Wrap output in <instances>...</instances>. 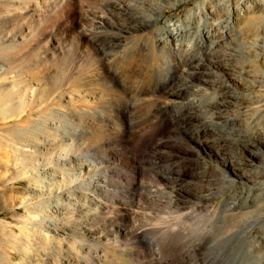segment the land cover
<instances>
[{
  "label": "rangeland",
  "instance_id": "obj_1",
  "mask_svg": "<svg viewBox=\"0 0 264 264\" xmlns=\"http://www.w3.org/2000/svg\"><path fill=\"white\" fill-rule=\"evenodd\" d=\"M25 1L27 2V4ZM32 1L33 0H0V11L4 13L3 14L0 12V44H2L3 46H20V44H27L24 45L25 47H27V49L24 47V50H21V55L16 56L18 58L14 56L15 59H12L13 56L11 55L0 57V65L3 60L1 66L4 67L3 69L8 68L10 71V73H8L6 77H16L19 72H23V70L24 72H27V70L31 68L33 69H31L32 71L35 70L34 72H37L39 71L37 68L40 67L41 72L39 71L37 73H41L45 79L42 78V81L40 80L41 82L37 84L38 86H40L41 83L43 84H41V86H43L44 92H42V96L44 98H46V96H52L48 98V102H54L56 101L57 97L65 96L71 98L69 99L70 101L76 104L79 103V106L86 102V105L89 104L94 108L92 111L89 110V112L86 114L79 113L71 117L63 115L62 117H58L57 120L56 118H53L54 121L51 120V122L53 124L57 123L60 125V128L58 130L45 129L43 128V126L36 127V125L32 121L33 119H31L29 123L23 125L24 127L22 126V129L20 127L21 130L19 129V127L12 128V122L20 120L22 118L21 114L19 113L20 116L19 114H13L9 116H2L0 114V132L2 133H0V203H2L0 204V264H40L41 260L52 259L53 254L49 250H44L39 240V236L30 229L31 226H34L35 224L33 220L34 216L36 217L40 214V212H34L33 208V205L38 201H43L42 199L35 200L34 194L38 193L40 191V188H37L38 183H32L28 181L24 178L23 174L30 167V164H35L38 161L39 164L43 162V153L48 150L56 153L59 151L61 146L62 148H79L81 154L89 155L90 153H92L93 156L91 157V163H99L98 165L100 168L96 170L95 175L104 176V179L99 182V185L102 187V189H97L98 196L96 198L91 195V197L102 204L101 206L103 210L98 209L96 213V216L98 218L96 219V223L98 222V224L94 223L95 225H98L99 228H102L103 226H112L117 228L120 226L119 228H124L125 232L128 230H136L135 228H137L138 230L140 229V225L142 228L145 224H148V222L152 224V222H155L154 220H156L157 222H161L163 220H173L171 218H176L174 217L176 213H173L175 211L181 212L183 211V209L198 210L204 207H218L221 204L226 206H234L235 208L241 210H244V208L264 210V161H260V164L255 168L257 174H253V179H235V182L229 184L227 183L226 179L229 178L228 176L230 174L225 171L224 167L220 165L219 160V158H225L229 152L236 150V148L239 149L240 147H242L241 144L249 139L264 138V0H224V2L223 0H174L171 1V6L163 5L161 7L160 16L155 20L154 23H152L145 29L136 32H127L122 30L119 25L124 26L126 23L125 19L123 17L118 18V16L114 14H111V16L110 14H106L107 7L105 8L107 2L114 1L116 3H120L121 1L122 3H124L126 1L125 4L133 7V0H128V2H130L132 5H129L127 0H119L118 2L116 0H90L91 2L89 0H78V3H76L82 9H87V7L89 6L87 9L89 12L95 10H102L101 12L103 13L106 12L105 14H103V17H105L103 18V20H105L106 23H100L101 26L99 25V28H96L98 27V24H94L93 27L96 28V31L95 29H89L90 32L88 33L87 37L88 41L83 44L82 48L74 47L77 45L76 39L74 38L76 36L78 28L73 23L72 16H70L68 13L70 6H68L66 2L67 0ZM94 2L95 4H97L95 5ZM225 3L227 6L225 5ZM90 5H94L96 9ZM22 6H24L25 8H21ZM34 6L35 8H33ZM225 7H228L230 9V18L226 15ZM196 8H200L204 11L207 9H212L221 12L222 15L225 13L218 20L219 25L217 27H219V31H222V36L220 40L218 39L219 41L216 40L217 34H214V31H210L208 33V37H210L209 41L206 42L204 46L201 44V39L197 36V34L194 32V29L192 28L197 25L200 29H208L209 25L213 22L208 24V22L204 21L203 19H199L197 15L198 12L197 10H195ZM16 11L17 13L14 14V12ZM62 11L64 13H62ZM12 12L14 15L12 14ZM31 12H34L33 15ZM40 13H43V15H40ZM250 14L251 16H253L254 20L252 32H248L245 27V18H247L248 15L250 16ZM38 15L40 17H37ZM44 15L47 17H45ZM2 16L4 17V19ZM148 17L149 13L139 15L140 20H146ZM45 18L47 19V21ZM181 20L184 21L182 30L186 31L183 33L182 37L184 41L186 40L185 43L189 44V49L187 51L188 57H186L185 59L191 58L190 60H193V62L205 61V57L203 56V49L205 47H209L212 48V51H219L218 54L220 55V59L223 62L227 64H234L235 62L239 63L243 68V72L238 75L239 77L237 76V83H235V85H233L232 87L233 89H231L232 91L237 93L240 98L243 99L245 104H242L240 102L241 104L237 103L234 106L220 109L215 113L216 116L214 114L211 115L204 109L203 106L205 102L210 101L211 99L213 100V98H215V96L217 95L218 90L215 88V86L211 88L210 84H203L205 93H198L194 91H191L192 93H189V89H187V86L190 85V80L187 78L188 76L185 73H177L175 75H171V70L170 68H168L171 67L169 66L171 62L170 57L163 49L156 46L155 41L160 38L161 32L164 31V25L175 26L177 25L176 22H179ZM197 20L200 21L198 22ZM50 21H52L53 24ZM12 23H14V25H17V27L11 28ZM27 24L31 25L27 26ZM49 24H52L53 26H49ZM232 24L236 25L234 26ZM52 27L53 30H51ZM97 30L99 32H97ZM9 31L13 33L8 35V33H10ZM26 31H31V33L27 35ZM20 32L24 35L26 34V38L24 37L25 39H21L24 35H20ZM100 32H103L102 35ZM6 33L9 37L7 40ZM99 33L101 36L99 35ZM30 34H32V37L30 36ZM94 34L95 36L97 34V36H92ZM14 36L17 37L13 39ZM56 36L58 38H56ZM47 37H51V41L49 42V44L47 43ZM189 38L193 41V43H191V40ZM229 38H231L232 40H230ZM244 39H246L245 42ZM247 39H251L253 42H255L256 45H254V47H252L253 45L250 46L247 43ZM57 41H59L60 43H57ZM44 43L48 44V49L51 47L55 51L46 50L47 47L46 49L44 48ZM224 44L226 47L223 46ZM84 45H87L86 48ZM238 45L240 47L248 46L251 47V49L254 48L252 49L253 52L250 55H243V57H240V53L236 52V47ZM0 47L2 46L0 45ZM228 47L230 48L228 49ZM234 49L235 51H233ZM226 51L229 52L232 56L230 54L228 55ZM86 52L91 53L86 54ZM223 52H225V54ZM27 53L28 57H26ZM30 53L35 55L32 56L30 55ZM83 53L86 54L85 57L82 56ZM22 54L26 55L23 56ZM233 54L235 55V57ZM39 56L41 58H39ZM6 57H8L9 60L8 58L6 60ZM23 57L25 59H23ZM37 57L41 60V62L36 59ZM34 59L35 61H33ZM180 59L181 60H179V62L177 61L176 63H174L175 66L182 65V63L184 62V58ZM241 59L243 60V62ZM14 60L15 62H13ZM110 60L112 62H110ZM229 60L231 62H229ZM43 61H46L45 64L43 63ZM82 63L84 64L81 65ZM104 63L107 66H105ZM52 64L53 66H51ZM99 65L102 66L100 67ZM35 67L37 70L35 69ZM102 67L105 68L102 69ZM182 67L184 68V66H181V68ZM43 69L45 70V72H43ZM95 69H99L100 71L106 69L104 77L100 78L98 77L99 75L91 77V79H93L94 81L92 80V82L86 86V84L83 82L84 75L87 76L89 72L91 73H89L90 76L94 73L95 75H97V73L100 71ZM155 70L160 71L159 74L162 77L159 76L158 79H152L151 74ZM42 72L46 75L44 76ZM63 72H66V74H63ZM179 75L180 78H178ZM48 77L50 80L48 79ZM71 79L75 82L73 81V83ZM79 79L83 83H81ZM57 81L60 82L59 84H61V87L60 89L55 90L58 83ZM65 82L66 84H64ZM104 82L106 84H104ZM17 83L18 86L21 85L19 82ZM62 83L64 86L62 85ZM80 83L83 84L85 88H87V93L83 95L82 93H75L77 95L72 96L75 89L83 87ZM74 84L77 86L75 87ZM88 87L92 89V93ZM16 89H18L17 91H19L18 87H16ZM186 89L188 92L186 91ZM88 91H90V96L88 94ZM174 91L182 92V99L175 100L172 103L167 102L164 96L165 93ZM65 92L66 95H64ZM56 94L59 95L57 96ZM199 94H202L201 97ZM206 94H209L211 96L207 95L206 97ZM78 97H80V99ZM17 100H15V102H17ZM91 100L94 101L92 102ZM198 101H200L201 103H199ZM144 118H149L148 120L151 125L149 124L148 127H143L141 125V120ZM31 137H38L39 139H43L38 141V149H40V151L37 150V154L32 152L28 153L25 151L27 149H35L29 141ZM138 137L141 138V142L143 143L144 148L139 149L138 146L136 148H129V145L132 147L136 146L135 144L137 143L135 142L136 138ZM196 138L202 141L200 142L203 143L202 146H199L197 144ZM220 150L223 153H221ZM22 151L25 152L23 153ZM215 152H217L219 156L215 157ZM167 169L180 171V175L178 176V178H176L177 180L175 182L164 178V176H167ZM90 176L92 175H88V177ZM60 178H64L70 183V179H72V176ZM60 178L58 177L57 179L56 177L55 181H52L51 183L49 182V184H51L52 186L57 185V183H59V180H61ZM73 185L74 183H72V186ZM121 194L124 195L122 196ZM173 204L175 205L172 206ZM184 204L186 205V207ZM87 205L88 203H86V206ZM52 206L54 207L53 204L48 205L49 208L53 209ZM191 206L193 207L191 208ZM172 209L175 211H173ZM160 210L162 211L160 212ZM136 212L139 213L138 216ZM150 212L152 214H149L148 216V213ZM162 212L165 214V216L164 214H162ZM143 213H145V215L147 214L148 217ZM166 213L172 214H168L169 216L167 215L166 217ZM104 215L107 216L105 217ZM62 217L64 218V215ZM72 218L73 217H71L70 220ZM198 219L200 218H196L195 220L192 219L191 222H198ZM111 221H113L115 224H113V222ZM135 222L137 223V225ZM258 225L259 226L257 227L264 233V225H262V223H259ZM215 229L210 230L211 232L209 231L208 235L209 240H211L213 244L215 243L213 249V253L216 251V254L214 256L216 259L215 264L246 263L250 257L248 255V244L245 238L242 235H229L228 228H226L228 229L227 231L225 228ZM213 231L214 233L216 232L215 235H213ZM128 242L132 243V240H128ZM134 243L137 242L134 240ZM129 250L130 252L134 251L132 245H125L124 247L114 246L105 248L101 253L98 264H135V261L133 259H130V256L128 255L130 253ZM226 251H228V253ZM242 251L243 253H241Z\"/></svg>",
  "mask_w": 264,
  "mask_h": 264
},
{
  "label": "bare ground",
  "instance_id": "obj_2",
  "mask_svg": "<svg viewBox=\"0 0 264 264\" xmlns=\"http://www.w3.org/2000/svg\"><path fill=\"white\" fill-rule=\"evenodd\" d=\"M30 1V0H29ZM34 1V0H33ZM32 1V2H33ZM55 1V0H54ZM90 1V0H89ZM88 1V2H89ZM94 1V0H92ZM114 1V0H113ZM117 2L119 0H116ZM124 1V0H123ZM131 1V0H130ZM171 1L174 0H133L132 4L133 7L128 6L127 4L122 3H116L114 2H107L105 5V8L107 7V13L106 14H114L117 15L118 18L123 17L126 21L124 26H120L122 30L127 32H136L141 31L145 29L146 27L150 26L152 23L155 22L156 19L160 16V9L163 5L171 6ZM179 1V0H178ZM183 1V0H182ZM26 2V1H25ZM42 2V1H41ZM48 2V1H47ZM68 6H70V9L68 11L69 15L72 16V21L76 25L77 32L74 39H76V46L77 48H82L83 44L88 41V33L90 32L89 29H95L99 28L100 23L105 22L103 20V12L99 11H92L89 12L87 9H82L77 3L78 0H67L66 1ZM77 2V3H76ZM91 2V1H90ZM106 2V1H105ZM128 2V0H127ZM224 2V0H223ZM15 3V1H14ZM19 3V2H18ZM17 3V4H18ZM44 3V2H43ZM61 3V2H60ZM64 3V2H63ZM62 3V4H63ZM83 3V2H82ZM93 3V2H92ZM103 3V2H102ZM174 3V2H173ZM207 3V2H206ZM27 4V2H26ZM29 4V3H28ZM54 4V3H53ZM84 4V3H83ZM89 4V3H88ZM87 4V5H88ZM91 4V3H90ZM95 4V2H94ZM97 4V3H96ZM95 4V5H96ZM105 4V3H104ZM130 5L131 3L128 2ZM131 4V5H132ZM228 4V3H227ZM34 5V4H32ZM40 5V4H39ZM42 5V4H41ZM58 5V4H57ZM56 5V6H57ZM86 5V6H87ZM103 5V4H102ZM176 5V4H175ZM195 5V4H194ZM198 5V4H197ZM226 5V3H225ZM224 5V6H225ZM38 6V4H37ZM36 6V7H37ZM43 6V5H42ZM83 6V5H82ZM92 6V5H90ZM173 6V5H172ZM227 6V5H226ZM2 7V4H1ZM17 7V6H16ZM22 6L21 8H23ZM93 8L94 5L92 6ZM197 7V6H196ZM199 7V6H198ZM207 7V6H206ZM211 7V6H208ZM19 8V7H18ZM25 8V7H24ZM23 8V9H24ZM35 8V6L33 7ZM48 8V7H47ZM60 8V7H59ZM62 8V7H61ZM165 8V7H164ZM224 8V7H222ZM1 9V8H0ZM4 9V8H3ZM17 9V8H16ZM30 9V8H29ZM38 9V8H36ZM64 9V8H63ZM68 9V7H67ZM91 9V8H90ZM96 9V8H95ZM100 9V8H99ZM5 10V9H4ZM10 10V9H9ZM7 10V11H9ZM12 10V9H11ZM35 10V9H34ZM61 10V9H58ZM66 10V9H65ZM94 10V9H92ZM104 10V9H103ZM198 12L199 19H203L204 21L209 23H212L209 25L208 29H200L197 25H195L192 29H194V32L197 34V36L201 39V44L204 46L206 42L209 41L208 33L210 31H214V34L216 35V40H220L222 36V31H219V27H217L219 24V19L225 14H221L219 11H215L212 9L202 10L200 8H196ZM230 9L228 7H225L226 15L229 16ZM26 11V10H24ZM32 11V10H31ZM37 11V10H36ZM55 11V10H54ZM1 12V11H0ZM45 12V11H44ZM3 13V12H1ZM14 12V14H16ZM30 13V12H29ZM32 13V12H31ZM34 13V12H33ZM32 13V15H33ZM38 13V12H36ZM61 13V12H60ZM62 13H64L62 11ZM149 13V17L145 20H140L139 15ZM4 14V13H3ZM2 14V15H3ZM9 14V13H8ZM13 14V12H12ZM13 14V15H14ZM43 15V13H40V15ZM46 14V13H45ZM67 14V13H65ZM6 15V14H5ZM10 15V14H9ZM19 15V14H18ZM35 15V14H34ZM45 16V15H44ZM55 16V15H54ZM66 16V15H64ZM3 17V16H2ZM22 17V16H21ZM37 17H40L39 15ZM47 17V16H45ZM143 17V16H142ZM17 18V17H16ZM23 18V17H22ZM28 18V16H27ZM43 18V17H42ZM41 18V19H42ZM51 18V17H50ZM65 18V17H64ZM107 18V17H106ZM114 18V17H113ZM144 18V17H143ZM183 18V17H182ZM4 19V17H3ZM2 19V20H3ZM6 19V18H5ZM26 19V18H25ZM32 19V18H31ZM37 19V18H36ZM39 19V18H38ZM46 19V18H45ZM196 19V18H195ZM245 27L248 32H252V28L254 26V20L253 16L248 15L247 18H245ZM15 20V19H14ZM35 20V19H34ZM117 20V19H116ZM16 21V20H15ZM20 21V20H19ZM30 21V20H29ZM28 21V22H29ZM37 21V20H36ZM45 21V20H44ZM47 21V19H46ZM107 21V20H106ZM110 21V20H109ZM196 21V20H195ZM198 21V20H197ZM200 21V20H199ZM198 21V22H199ZM9 22V20H8ZM42 22V21H41ZM52 23V21H50ZM49 22V23H50ZM71 22V21H70ZM108 22V21H107ZM119 22V19H118ZM124 22V21H123ZM3 23V22H2ZM22 23V22H20ZM45 23V22H44ZM106 23V22H105ZM221 23V22H220ZM5 24V23H4ZM24 24V22H23ZM43 24V23H41ZM48 24V23H46ZM53 24V23H52ZM52 24H49L51 26ZM94 24H98V27H93ZM157 24V23H156ZM177 25H164V31L161 32L160 38L156 40V46L163 49L166 54L170 57V68L171 75H175L177 73H185L190 80V85L187 86V89H189V93L191 91L194 92H202L205 93V90L203 88V84H210L211 88L215 86V88L218 90L217 95L213 100L205 102L204 109L209 112L211 115H215L216 112H218L222 108H227L234 106L235 104H245L242 98L238 96L237 93L232 91L233 85H235L236 78L238 75H240L241 72H243V68L241 65L237 62H232L234 64H227L223 62L220 59V55L218 54L219 51H212V48L205 47L203 49V56L205 57V61L200 62H193V60L185 59L187 56V51L189 49V44L185 43L183 39V33L186 32L182 30V25L184 24V21L176 22ZM226 24V23H225ZM10 25V24H9ZM31 24H27L29 26ZM236 25V24H232ZM26 26V25H25ZM26 26V27H27ZM37 26V25H36ZM42 26V25H41ZM48 26V25H47ZM53 26V25H52ZM55 26V25H54ZM110 26V25H107ZM114 26V25H113ZM2 27V26H1ZM7 27V26H5ZM17 25H14L12 23L11 28H15ZM24 27V26H23ZM44 27V26H43ZM69 27V26H68ZM93 27V28H89ZM205 27V26H204ZM41 28V27H40ZM106 28V27H105ZM115 28V27H114ZM20 29V28H19ZM27 29V28H26ZM35 29V28H34ZM33 29V30H34ZM43 29V28H42ZM41 29V30H42ZM101 29V28H100ZM118 29V28H117ZM234 29V28H233ZM8 30V29H7ZM36 30V29H35ZM40 30V29H39ZM53 30V27L51 28ZM64 30V29H63ZM103 30V29H102ZM113 30V29H112ZM115 30V29H114ZM187 30V29H186ZM18 31V30H17ZM50 31V30H49ZM57 31V29H56ZM66 31V30H65ZM93 31V30H92ZM106 31V29H105ZM104 31V32H105ZM2 32V31H1ZM9 34H12L11 31H9ZM27 32V31H26ZM37 32V31H35ZM41 32V31H40ZM47 32V31H46ZM55 32V31H54ZM67 32V31H66ZM65 32V33H66ZM94 32V31H93ZM97 32H99L97 30ZM96 32V33H97ZM189 32V31H188ZM187 32V33H188ZM31 33V31L27 32V35ZM101 33V32H100ZM99 33V35H100ZM103 33V32H102ZM101 33V35H102ZM144 33V32H143ZM238 33V32H237ZM37 34V33H36ZM41 34V33H40ZM48 34V33H47ZM92 34V33H91ZM20 35H24L20 32ZM32 34H30L31 36ZM35 35V34H34ZM56 35V34H54ZM100 35V36H101ZM104 35V34H103ZM106 35V33H105ZM138 35V34H137ZM43 36V35H41ZM47 36V35H46ZM49 36V35H48ZM53 36V35H52ZM61 36V35H60ZM65 36V35H64ZM73 36V35H72ZM71 36V37H72ZM92 36H95L92 35ZM97 36V34H96ZM95 36V37H96ZM108 36V35H107ZM114 36V35H113ZM213 36V35H212ZM238 36V35H237ZM17 37V36H16ZM15 36L13 39L16 38ZM26 34L24 36L18 37L21 39H25ZM28 37V36H27ZM32 37V36H31ZM54 37V36H53ZM52 37V38H53ZM62 37V36H61ZM91 37V36H90ZM146 37V36H145ZM149 37V36H148ZM214 37V36H213ZM9 37L6 33V40ZM48 38V37H47ZM56 38H58L56 36ZM64 38V37H63ZM180 38V39H179ZM237 38V37H236ZM245 38V37H244ZM54 39V38H53ZM92 39V38H91ZM95 39V38H94ZM97 39V38H96ZM190 39V38H189ZM193 39V38H192ZM232 40L231 38H229ZM257 39V38H256ZM57 40V39H56ZM99 40V39H98ZM128 40V39H127ZM191 40V39H190ZM213 40V39H211ZM210 40V41H211ZM218 40V41H219ZM246 39H244L245 42ZM248 40V39H247ZM251 40V39H249ZM248 40V41H249ZM26 41V40H25ZM23 41V42H25ZM31 41V40H30ZM51 41V37L48 38L47 43ZM54 41V40H53ZM94 41V40H93ZM247 43L254 47L255 42L252 40ZM22 42V41H21ZM55 42V41H54ZM59 41H57L58 43ZM91 42V41H89ZM88 42V43H89ZM96 42V40H95ZM188 42V41H187ZM190 42V41H189ZM200 42V41H199ZM230 42V41H229ZM228 42V43H229ZM28 43V42H27ZM45 44L46 50H53L51 47L48 49V44ZM60 43V42H59ZM62 43V42H61ZM68 43V42H67ZM74 43V42H73ZM191 43L193 41L191 40ZM190 43V45H191ZM215 43V42H213ZM217 43V41H216ZM232 43V42H231ZM239 43V42H238ZM26 44V43H25ZM7 45L0 47V57L11 55V56H19L21 55V50L25 47L24 45ZM29 44V43H28ZM196 44V43H195ZM211 44V43H210ZM236 44V43H235ZM242 44V43H241ZM27 45V44H26ZM40 45V44H39ZM42 45V44H41ZM89 45V44H88ZM208 45V44H207ZM227 45V44H226ZM240 45V44H239ZM237 46V53H240V57H243V55H250L253 51L251 47H240ZM246 45V44H245ZM60 46V45H59ZM65 46V45H64ZM67 46V45H66ZM85 46V45H84ZM87 46V45H86ZM85 46V48H86ZM90 46V45H89ZM92 46V45H91ZM206 46V45H205ZM209 46V45H208ZM219 46V45H218ZM224 47L225 44L223 45ZM229 46V45H228ZM242 46V45H241ZM125 47V46H124ZM211 47V45H210ZM232 47V46H231ZM27 49V47H25ZM60 48V47H59ZM64 48V47H63ZM67 48V47H66ZM92 48V47H91ZM195 48V47H194ZM230 47H228L229 49ZM235 48V46H234ZM259 48V47H258ZM32 49V48H31ZM221 49V48H219ZM223 49V48H222ZM226 49V48H225ZM24 50V49H23ZM94 50V49H93ZM192 50V49H191ZM55 51V50H53ZM59 51V49H58ZM61 51V50H60ZM86 51V50H84ZM95 51V50H94ZM190 51V50H189ZM235 51V49L233 50ZM52 52V51H51ZM77 52V51H76ZM163 52V51H161ZM227 52V51H226ZM235 52V53H236ZM36 53V52H34ZM53 53V52H52ZM57 53V52H56ZM81 53V52H80ZM91 53V52H90ZM89 52H86V54H90ZM100 53V52H99ZM225 54V52H223ZM228 55L230 54L227 52ZM255 53V52H254ZM24 54V53H23ZM22 54V55H23ZM45 54V53H44ZM51 54V53H50ZM48 54V55H50ZM61 54V53H60ZM75 54V52H74ZM84 54V53H83ZM82 56L85 57L86 54ZM26 55V54H25ZM23 55V56H25ZM30 55L34 56L30 53ZM43 55V54H42ZM77 55V54H76ZM96 55V54H95ZM98 55V54H97ZM162 55V54H161ZM190 55V54H189ZM231 55V54H230ZM234 55V54H233ZM10 56V58H11ZM57 56V55H55ZM91 56V55H90ZM178 56V57H177ZM182 56V57H181ZM222 56V54H221ZM232 56V55H231ZM229 56V57H231ZM239 56V55H238ZM12 59H15V57ZM28 57V53L27 56ZM36 57V56H35ZM50 57V56H48ZM80 57V56H78ZM75 57V58H78ZM87 57V56H86ZM191 57V56H190ZM208 57V58H207ZM228 57V56H227ZM235 57V55H234ZM8 57H6L7 60ZM18 58V57H16ZM21 58V57H20ZM30 58V57H29ZM34 58V57H33ZM39 58H41L39 56ZM43 58V57H42ZM47 58V57H45ZM52 58V57H51ZM180 58H184V62L182 65L175 66L174 63L179 60ZM225 58V57H224ZM237 58V57H236ZM246 58V57H245ZM256 58V57H255ZM2 59V58H1ZM4 59V58H3ZM23 59H25L23 57ZM41 62L38 57L36 58ZM44 59V58H43ZM81 59V58H80ZM86 59V58H84ZM102 59V58H101ZM233 59V58H231ZM252 59V58H251ZM9 60V58H8ZM18 60V59H17ZM27 60V59H26ZM31 60V59H30ZM48 60V59H47ZM55 60V59H54ZM53 60V61H54ZM79 60V59H78ZM242 60V59H241ZM240 60V61H241ZM19 61V60H18ZM28 61V60H27ZM35 61V59L33 60ZM32 61V62H33ZM60 61V60H59ZM101 61V60H100ZM99 61V62H100ZM109 61V60H108ZM238 61V62H240ZM3 62V60H2ZM1 62V65H2ZM9 62V61H8ZM12 62V61H11ZM15 62V60L13 61ZM24 62V60H23ZM46 62V61H45ZM43 61V63L45 64ZM50 62V61H49ZM52 62V60H51ZM55 62V61H54ZM110 62H112L110 60ZM229 62H231L229 60ZM243 62V60H242ZM19 63V62H18ZM29 63V62H28ZM37 63V62H36ZM42 63V64H43ZM65 63V62H64ZM85 63V62H84ZM82 63L81 65H83ZM163 63V62H162ZM169 63V62H168ZM20 64V63H19ZM27 64V63H26ZM35 64V63H34ZM40 64V63H39ZM69 64V63H68ZM87 64V62H86ZM97 64V63H96ZM105 64V63H104ZM244 64V63H243ZM242 64V65H243ZM0 65V114L2 116H9L13 114H21L22 118L18 121L12 122L11 125L12 128H18L22 129V126L29 123L31 119H33V123L36 125V127H41L45 129H56L58 130L60 128V125L57 123H52L51 120L54 121L53 118L62 117L64 116H74L79 113L86 114L89 112V110H93L94 107L90 106L89 104L86 105L85 103L79 106L78 104L70 101L69 97H57L56 101L54 102H48L49 96L44 98L42 96L43 86H38L37 83H40L43 79H45L41 73V68L38 67L37 69L39 71L34 72L31 69L27 70V72H19L16 77H6L8 73H10L8 68L3 69ZM5 65V63H4ZM3 65V66H4ZM7 65V64H6ZM9 65V64H8ZM21 65V64H20ZM80 65V66H81ZM98 65V64H97ZM109 65V64H108ZM31 66V65H30ZM37 66V65H36ZM47 66V65H46ZM50 66V65H48ZM53 66V64L51 65ZM61 66V65H60ZM79 66V68H80ZM85 66V65H84ZM100 67L102 65H99ZM105 66H107L105 64ZM114 66V65H112ZM181 66H184V68ZM245 66V65H244ZM6 67V66H5ZM21 67V66H19ZM18 67V69H19ZM33 67V66H32ZM42 67V66H41ZM44 67V66H43ZM78 67V66H77ZM82 67V66H81ZM98 67V66H97ZM96 67V68H97ZM50 68V67H49ZM54 68V67H53ZM85 68V67H84ZM105 68V67H104ZM102 67V69H104ZM21 69V68H20ZM23 69V68H22ZM36 69V67H35ZM36 69V70H37ZM107 69V67H106ZM105 69V70H106ZM12 70V69H11ZM16 70V69H15ZM14 70V71H15ZM44 70V69H43ZM42 70V71H43ZM82 70V69H81ZM93 70V69H92ZM100 71L99 69H95ZM105 70H102L95 75H88L83 77L84 83L86 86L92 82L93 79L91 77L98 76V77H104ZM187 70V72H186ZM254 70V69H253ZM52 71V70H51ZM55 71V70H54ZM77 71V70H76ZM89 71V70H88ZM91 71V70H90ZM161 71V69H160ZM160 71H153L151 74L152 79H158L160 76ZM45 72V70L43 71ZM42 72V73H43ZM48 72V71H47ZM85 72V71H84ZM96 72V71H94ZM108 72V71H107ZM119 72V71H118ZM261 72V71H260ZM259 72V73H260ZM50 73V71H49ZM68 73V72H67ZM93 73V72H92ZM169 73V72H167ZM15 74V73H14ZM63 74H66V72ZM78 74V73H77ZM91 74V73H90ZM101 74V76H100ZM108 74V73H107ZM149 74V73H148ZM184 74V75H185ZM45 76L46 74L43 73ZM55 75V74H54ZM103 75V76H102ZM15 76V75H14ZM56 76V75H55ZM71 76V75H70ZM83 76V75H82ZM108 76V75H107ZM177 76V75H176ZM66 77V76H65ZM64 77V78H65ZM69 77V76H68ZM118 77V76H117ZM162 77V76H160ZM169 77V76H168ZM239 77V76H238ZM54 78V77H53ZM173 78V77H172ZM180 78V75L179 77ZM186 78V79H187ZM49 79V77H48ZM75 79V78H74ZM97 79V78H96ZM109 79V78H108ZM116 79V78H115ZM41 80V81H40ZM50 80V79H49ZM69 80V78H68ZM80 80V79H79ZM88 80V81H87ZM98 80V79H97ZM100 80V79H99ZM103 80V79H102ZM151 80V79H150ZM238 80V79H237ZM65 81V80H64ZM72 81V79H71ZM74 81V80H73ZM72 81V82H73ZM94 81V80H93ZM101 81V80H100ZM162 81V80H161ZM175 81V80H174ZM184 81V80H183ZM188 81V80H187ZM17 82H19L21 85L18 86ZM44 82V81H43ZM58 82V81H57ZM62 82V81H61ZM75 82V81H74ZM73 82V83H74ZM81 82V80H80ZM81 82V83H83ZM102 82V81H101ZM122 82V81H121ZM151 82V81H150ZM179 82V81H178ZM185 82V81H184ZM60 82L57 83L56 89H60ZM68 83V82H67ZM72 83V84H73ZM80 83V84H81ZM152 83V82H151ZM52 84V83H51ZM66 84V82L64 83ZM69 84V83H68ZM71 84V82H70ZM76 84V83H75ZM74 84V85H75ZM95 84V83H94ZM103 84V83H102ZM104 84H106L104 82ZM183 84V83H182ZM43 85V84H42ZM63 85V83H62ZM83 86V84H81ZM179 85V84H178ZM64 86V85H63ZM71 86V85H67ZM73 86V85H72ZM77 85H75L76 87ZM181 86V85H180ZM16 87L19 88L16 89ZM47 87V86H46ZM51 87V88H53ZM79 87V85H78ZM91 87V86H90ZM96 87V86H95ZM106 87V86H105ZM109 87V86H108ZM170 87V86H169ZM80 88V87H79ZM75 89L73 95H77L75 93H87V88L84 86L80 89ZM89 88V87H88ZM104 88V87H103ZM181 88V87H180ZM214 88V89H215ZM232 88V89H231ZM66 89V88H65ZM90 89V88H89ZM96 89V88H95ZM177 89V88H176ZM186 89V91H187ZM213 89V90H214ZM92 89H90L91 91ZM94 90V89H93ZM212 90V89H211ZM46 91V90H45ZM86 91V92H85ZM88 91V94L90 93ZM180 91V90H179ZM53 92V91H52ZM93 91H91L92 93ZM95 92V91H94ZM184 92V91H183ZM188 92V91H187ZM69 93V91H68ZM67 93V94H68ZM101 93V92H100ZM192 93V92H191ZM216 93V92H215ZM46 94V93H45ZM49 94V93H48ZM54 94V93H53ZM57 96L59 94H56ZM61 95V94H60ZM66 95V92L64 93ZM111 95V94H110ZM189 95V94H188ZM200 95V94H199ZM202 95V94H201ZM200 95V97H201ZM209 94H206V97ZM86 96V95H85ZM90 96V94H89ZM165 99L167 102L172 103L175 100L182 99L183 94L182 92L174 91V92H166L165 93ZM211 96V95H209ZM87 97V96H86ZM101 97V96H100ZM199 97V96H198ZM204 97V96H203ZM243 97V96H242ZM80 99V97H78ZM133 98V97H132ZM212 98V97H209ZM245 98V97H244ZM18 99V100H17ZM84 99V98H83ZM162 99V98H161ZM17 100V102H15ZM74 100V99H73ZM78 100V99H77ZM86 100V99H85ZM101 100V99H100ZM109 100V99H108ZM156 100V99H155ZM199 100V99H198ZM255 100V99H254ZM81 101V100H80ZM87 101V100H86ZM92 101V100H91ZM94 101V100H93ZM92 101V102H93ZM106 101V100H105ZM243 101V102H242ZM91 102V103H92ZM201 103L200 101H198ZM203 102V101H202ZM241 102V103H240ZM83 103V102H81ZM99 103V102H98ZM165 103V102H164ZM133 104V103H132ZM167 104V103H166ZM263 104V103H262ZM107 105V104H106ZM105 105V106H106ZM149 105V104H148ZM155 105V104H154ZM195 105V103H194ZM197 105V104H196ZM165 106V105H164ZM199 106V105H198ZM259 106V105H258ZM110 108V107H109ZM144 108V107H143ZM151 109V108H150ZM197 109V108H196ZM260 109V108H259ZM95 110V109H94ZM193 110V109H191ZM195 110V109H194ZM175 112V111H174ZM203 112V111H202ZM91 113V112H90ZM118 113V112H117ZM220 113V112H219ZM218 113V114H219ZM19 114V116H20ZM116 114V113H115ZM263 114V113H262ZM118 115V114H117ZM190 115V114H189ZM192 115V114H191ZM210 115V116H211ZM84 116V115H83ZM96 116V115H95ZM99 116V115H97ZM203 116V115H202ZM216 116V115H215ZM1 117V116H0ZM3 118V117H2ZM79 118V116H78ZM102 118V117H101ZM118 118V117H117ZM186 118V117H185ZM190 118V117H189ZM200 118V117H199ZM205 118V117H204ZM73 119V118H72ZM149 119V118H148ZM144 118L141 120V125L143 127H148L150 122L149 120ZM9 120V119H8ZM101 120V119H100ZM203 120V119H202ZM212 120V119H211ZM188 121V120H187ZM244 121V120H243ZM91 122V121H90ZM200 122V121H199ZM59 123V122H58ZM79 123V122H78ZM129 123V122H128ZM3 124V123H2ZM8 124V123H7ZM255 124V123H254ZM10 125V124H9ZM29 125V124H28ZM31 125V124H30ZM151 125V124H150ZM3 126V125H2ZM34 126V125H33ZM141 126V127H142ZM256 126V125H255ZM24 127V126H23ZM65 127V126H64ZM140 127V126H139ZM173 127V126H172ZM170 128V127H169ZM4 129V128H1ZM20 129V130H21ZM24 129V128H23ZM27 129V128H26ZM138 129V128H137ZM135 129V130H137ZM147 129V128H146ZM161 129V128H160ZM158 129V130H160ZM19 130V131H20ZM25 130V129H24ZM29 130V129H28ZM116 130V129H115ZM145 130V129H144ZM8 131V129H7ZM27 131V130H26ZM177 131V130H176ZM255 131V130H254ZM25 132V131H24ZM23 132V137H24ZM97 132V131H96ZM179 132V131H178ZM1 133V132H0ZM22 133V131H21ZM30 133V132H29ZM98 133V132H97ZM154 133V132H153ZM2 134V133H1ZM38 134V133H37ZM111 134V133H110ZM209 134V133H208ZM31 135V134H28ZM165 135V134H164ZM1 136V135H0ZM73 136V135H72ZM86 136V135H85ZM91 136V135H90ZM89 136V137H90ZM174 136V135H173ZM179 136V135H178ZM44 138V137H43ZM206 138V137H205ZM17 139V138H16ZM20 139V138H18ZM72 139V138H71ZM74 139V138H73ZM155 139V138H154ZM264 139V138H263ZM263 139H249L241 144L242 147L239 149L236 148V150H233L229 152L225 158L220 159V165L224 167L225 171H227L230 175L227 178V183L231 184L235 182V179H246L250 180L253 179V174H257L255 171V168L260 164V161H264V140ZM23 140V139H22ZM26 140V139H25ZM43 140L39 139L38 137L30 138L29 141L33 145L35 149H27L26 152L30 153H38V141ZM75 140V139H74ZM79 140V139H78ZM197 144L199 146H202L203 143L201 140L197 139ZM11 141V140H10ZM53 141V140H52ZM56 141V140H55ZM141 138H136L137 144L136 146L132 147L129 145V148H136L138 146L139 149L144 148L143 143L141 142ZM47 142V141H46ZM154 142V141H153ZM196 142V141H195ZM19 143V142H18ZM75 143V142H74ZM83 143V142H82ZM105 143V142H104ZM132 143V142H131ZM12 144V143H11ZM45 144V143H44ZM43 144V145H44ZM65 144V143H64ZM25 145V144H24ZM31 145V146H32ZM46 145V144H45ZM49 145V144H48ZM61 145V144H60ZM67 145V144H66ZM73 145V144H71ZM83 145V144H82ZM205 145V144H204ZM54 146V144H53ZM65 146V145H64ZM75 146V145H74ZM85 146V145H84ZM27 147V146H26ZM32 147V148H33ZM47 147V146H46ZM52 147V146H51ZM59 147V144H58ZM67 147V146H66ZM89 147V146H88ZM41 148V147H40ZM54 148V147H53ZM82 148V147H81ZM91 148V147H90ZM98 148V147H97ZM137 148V149H138ZM51 149V148H50ZM89 149V148H88ZM101 149V148H100ZM95 150V149H94ZM99 150V149H98ZM125 150V149H124ZM25 151H22L23 153ZM45 151V150H44ZM42 151V152H44ZM56 151V150H55ZM93 151V149H92ZM91 151V152H92ZM146 151V150H145ZM90 152V151H89ZM88 152V153H89ZM106 152V151H105ZM154 152V151H153ZM192 152V151H191ZM219 152V151H218ZM221 152V150H220ZM223 153V152H221ZM225 153V152H224ZM100 154V153H99ZM44 160H42V163L36 162L35 164H30V167L25 171L23 174L24 178L27 179L30 182H35L37 184V188H40V191L35 195V200L42 199L43 201H38L36 204L33 205L34 212H40L38 216H34V226H31V230L34 231L38 236L39 240L41 242V245L43 246L44 250H49L53 257L51 260H41L40 264H98L101 253L105 248L114 247V246H121L124 247L125 245L129 246L132 245L134 248V251L130 252L129 250V256L130 259H133L135 261V264H215V252L213 253V249L215 246V243L213 244L211 240H209L208 235L209 231L215 228H228V234L229 235H242L247 244H248V255L249 260L244 264H264V233L262 230H260L257 226H259V223H262L264 225V210L260 209H247L244 208V210L235 208L234 206H226V205H219L218 207H204L202 209H183L181 212H173L176 213L174 217L171 218L173 220H163L161 222H152L150 224H145L142 228L140 225V229L137 230H128L125 232L124 228L119 227H106L101 226L102 228H99L98 225H95L96 223V213L98 209H102V204H100L96 199H94L98 196L97 189H102V187L99 185V182H101L104 179V176L102 175H95L96 170L99 169V163L92 164L91 157L93 156L92 153L89 155L87 154H81V151L79 148H61L58 152L53 153L51 150L46 151L43 153ZM42 155V157H43ZM95 155V154H94ZM24 156V155H23ZM29 156V155H28ZM214 156L217 157L219 154L217 152L214 153ZM37 157V156H36ZM95 157V156H94ZM154 157V156H153ZM30 158V157H29ZM24 159V158H23ZM108 159V158H107ZM7 160V159H6ZM101 160V159H100ZM29 161V160H28ZM95 161V159H94ZM93 161V162H94ZM99 161V160H98ZM104 161V160H103ZM34 162V161H32ZM101 162V161H100ZM23 163V162H22ZM102 165V164H101ZM204 165V164H203ZM110 167V166H109ZM102 168V167H101ZM104 168V167H103ZM207 169V168H206ZM210 169V168H209ZM105 170V169H104ZM165 170V169H164ZM166 175L164 176L165 179L176 181L178 176L180 175V171H176L173 169H167ZM116 171V170H115ZM208 171V170H207ZM212 171V170H211ZM122 172V171H121ZM165 172V171H164ZM131 173V172H130ZM105 174V173H104ZM88 175H92L88 177ZM172 175V176H171ZM71 177L70 183L66 181L64 178L60 177ZM146 176V175H145ZM154 176V175H153ZM158 176V175H157ZM58 179V177L61 179L59 180V183L57 185L52 186L49 184L52 181L54 182L55 179ZM106 178V176H105ZM144 178V177H143ZM152 178V177H151ZM160 178V177H159ZM69 179V178H68ZM157 180V179H156ZM139 181V180H138ZM154 181V180H153ZM166 182V181H165ZM178 182V181H177ZM176 182V183H177ZM72 183L74 185L72 186ZM164 183V182H163ZM53 184V183H52ZM161 184V183H160ZM167 184V183H166ZM171 184V183H170ZM179 184V183H178ZM44 185V186H43ZM119 185V184H118ZM41 186V187H40ZM72 186V187H71ZM144 186V185H142ZM158 186V185H157ZM161 186V185H160ZM112 187V186H111ZM142 188V187H141ZM175 188V187H174ZM173 188V189H174ZM172 189V188H171ZM258 189V188H257ZM35 190V188H34ZM106 190V189H105ZM122 190V189H121ZM175 190V189H174ZM110 191V190H109ZM129 191V190H128ZM105 192V191H104ZM148 192V191H147ZM127 193V192H126ZM144 193V192H143ZM173 193V192H172ZM171 193V194H172ZM175 193V192H174ZM261 193V192H260ZM259 193V194H260ZM263 193V192H262ZM113 194V193H112ZM200 194V193H199ZM122 195V194H121ZM124 195V194H123ZM122 195V196H123ZM128 195V194H127ZM151 195V194H150ZM165 195V194H164ZM179 195V194H177ZM261 195V194H260ZM107 196V195H106ZM111 196V195H110ZM157 196V195H156ZM168 196V195H167ZM166 196V197H167ZM172 196V195H171ZM190 196V195H189ZM34 197V196H33ZM115 197V196H114ZM147 197V196H146ZM150 197V196H149ZM177 197V196H176ZM196 197V195H195ZM262 197V196H261ZM148 198V197H147ZM185 198V197H184ZM111 199V198H110ZM120 199V198H119ZM180 199V198H179ZM175 200V198H174ZM102 201V200H101ZM168 201V200H166ZM264 201V200H263ZM262 201V202H263ZM108 202V201H107ZM121 202V201H120ZM86 203L88 205L86 206ZM159 203V202H158ZM2 204V203H0ZM32 204V203H31ZM53 204L54 207L49 208L48 205ZM104 204V203H103ZM126 204V203H125ZM177 204V203H176ZM188 204V203H187ZM29 205V204H28ZM92 205V206H91ZM105 205V204H104ZM153 205V204H152ZM173 204L172 206H174ZM185 205V204H184ZM171 206V205H170ZM181 206V205H180ZM100 207V208H99ZM179 207V206H178ZM186 207V205H185ZM193 206H191L192 208ZM195 207V206H194ZM154 208V207H153ZM167 208V207H166ZM165 208V211H166ZM176 208V207H175ZM28 209V208H27ZM31 209V208H30ZM106 209V208H105ZM123 209V208H122ZM168 209V208H167ZM170 209V208H169ZM33 210V209H32ZM107 210V209H106ZM118 210V209H117ZM145 210V209H144ZM152 210V209H151ZM155 210V209H154ZM162 210H160L161 212ZM32 212V211H31ZM29 212V213H31ZM103 212V211H102ZM101 212V213H102ZM105 212V210H104ZM103 212V213H104ZM140 212V211H139ZM148 212V211H147ZM154 212V211H153ZM159 212V211H158ZM171 212V211H168ZM100 213V214H101ZM116 213V212H115ZM137 213V212H136ZM141 213V212H140ZM64 215V218L62 217ZM105 214V213H104ZM107 214V212H106ZM128 214V213H127ZM139 213H137L138 216ZM145 215V213H143ZM152 214L151 212L148 213ZM155 214V213H154ZM160 214V213H159ZM162 214H164L162 212ZM172 214V213H168ZM166 213V217L168 215ZM31 215V214H30ZM99 215V214H98ZM135 215V214H134ZM141 215V214H140ZM62 219H61V217ZM103 216V215H102ZM101 216V217H102ZM105 216V215H104ZM107 216V215H106ZM105 216V217H106ZM147 216V214L145 215ZM147 216V217H148ZM152 216V215H151ZM155 216V215H154ZM165 216V214H164ZM169 216V215H168ZM73 217L71 220L70 218ZM144 217V216H143ZM165 217V219H166ZM172 217V216H171ZM138 218V217H137ZM142 218V217H141ZM140 218V219H141ZM153 218V217H152ZM158 218V217H157ZM156 218V219H157ZM198 219V222L192 223L191 220ZM101 219V218H99ZM128 219V218H127ZM168 219V218H167ZM175 219V221H174ZM142 220V219H141ZM151 220V219H149ZM158 220V219H157ZM31 221V220H30ZM143 221V220H142ZM153 221V220H152ZM159 221V220H158ZM32 222V221H31ZM103 222V220H102ZM110 222V221H107ZM113 222V221H111ZM141 222V221H140ZM151 222V221H150ZM30 223V222H29ZM33 223V222H32ZM105 223V222H104ZM117 223V222H116ZM136 223V222H135ZM143 223V222H142ZM3 224V223H2ZM98 224V222L96 223ZM101 224V223H99ZM112 224V223H111ZM113 224H115L113 222ZM144 224V223H143ZM33 225V224H32ZM110 225V224H108ZM137 225V223H136ZM139 225V223H138ZM30 226V225H29ZM126 226V225H125ZM24 227V226H23ZM129 227V226H128ZM134 227V226H133ZM136 227V226H135ZM127 228V227H126ZM139 228V227H138ZM131 229V228H130ZM3 230V229H2ZM11 230V229H10ZM216 230V229H215ZM221 231V230H220ZM19 232V231H18ZM211 232V231H210ZM224 232V231H223ZM25 233V232H24ZM31 233V232H30ZM214 233V231H213ZM216 233V232H215ZM215 233L213 235H215ZM225 234V233H224ZM29 235V234H27ZM218 235V234H217ZM227 235V234H226ZM14 236V235H13ZM21 236V235H20ZM19 236V237H20ZM220 236V235H219ZM223 236V235H222ZM10 237V236H9ZM128 237V238H127ZM227 237V236H226ZM217 238V237H216ZM228 238V237H227ZM11 239V238H10ZM125 239V240H124ZM215 239V238H214ZM220 239V238H219ZM124 240V241H123ZM128 240H132V243L128 242ZM134 240L137 243H134ZM223 241V240H222ZM224 243V242H223ZM13 244V243H12ZM221 245V244H220ZM232 245V243H231ZM227 246V245H226ZM217 247V246H216ZM232 248V247H231ZM247 248V247H246ZM218 250V249H217ZM231 250V249H230ZM220 251V250H219ZM218 252V251H217ZM228 253V251H226ZM230 252V251H229ZM243 253V251L241 252ZM218 255V254H217ZM242 255V254H241ZM36 257V256H35ZM233 259V258H232ZM30 260V259H29ZM33 260V259H32ZM246 260V259H245ZM34 262V261H33ZM132 262V261H131ZM218 262V261H217ZM224 262V261H223ZM241 262V261H240ZM134 263V262H133ZM37 264V263H32ZM132 264V263H131ZM239 264V263H238Z\"/></svg>",
  "mask_w": 264,
  "mask_h": 264
}]
</instances>
